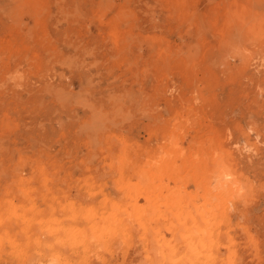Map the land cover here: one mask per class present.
<instances>
[{"label":"rangeland","instance_id":"obj_1","mask_svg":"<svg viewBox=\"0 0 264 264\" xmlns=\"http://www.w3.org/2000/svg\"><path fill=\"white\" fill-rule=\"evenodd\" d=\"M0 264H264V0H0Z\"/></svg>","mask_w":264,"mask_h":264}]
</instances>
